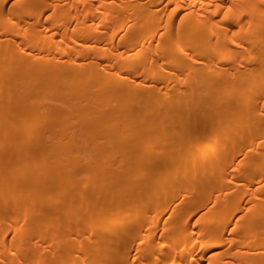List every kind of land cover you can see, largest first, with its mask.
Here are the masks:
<instances>
[{
  "label": "bare ground",
  "instance_id": "bare-ground-1",
  "mask_svg": "<svg viewBox=\"0 0 264 264\" xmlns=\"http://www.w3.org/2000/svg\"><path fill=\"white\" fill-rule=\"evenodd\" d=\"M0 264H264V0H0Z\"/></svg>",
  "mask_w": 264,
  "mask_h": 264
}]
</instances>
